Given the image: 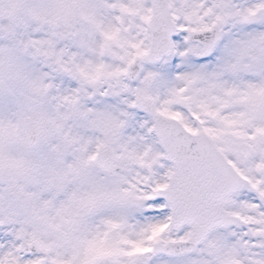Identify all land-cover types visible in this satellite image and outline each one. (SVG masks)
<instances>
[{
	"label": "snow or ice",
	"instance_id": "6c2138e0",
	"mask_svg": "<svg viewBox=\"0 0 264 264\" xmlns=\"http://www.w3.org/2000/svg\"><path fill=\"white\" fill-rule=\"evenodd\" d=\"M0 264H264V0H0Z\"/></svg>",
	"mask_w": 264,
	"mask_h": 264
}]
</instances>
